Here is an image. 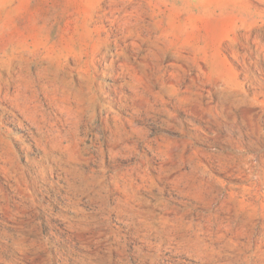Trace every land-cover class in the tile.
<instances>
[{
  "label": "rangeland",
  "instance_id": "1",
  "mask_svg": "<svg viewBox=\"0 0 264 264\" xmlns=\"http://www.w3.org/2000/svg\"><path fill=\"white\" fill-rule=\"evenodd\" d=\"M0 264H264V0H0Z\"/></svg>",
  "mask_w": 264,
  "mask_h": 264
}]
</instances>
